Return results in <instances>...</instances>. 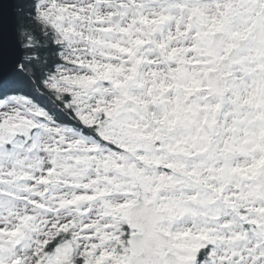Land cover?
<instances>
[{
	"label": "snow or ice",
	"instance_id": "obj_1",
	"mask_svg": "<svg viewBox=\"0 0 264 264\" xmlns=\"http://www.w3.org/2000/svg\"><path fill=\"white\" fill-rule=\"evenodd\" d=\"M17 12L0 264H264V0Z\"/></svg>",
	"mask_w": 264,
	"mask_h": 264
},
{
	"label": "water",
	"instance_id": "obj_2",
	"mask_svg": "<svg viewBox=\"0 0 264 264\" xmlns=\"http://www.w3.org/2000/svg\"><path fill=\"white\" fill-rule=\"evenodd\" d=\"M16 7V0H0V89L13 75V65L21 56Z\"/></svg>",
	"mask_w": 264,
	"mask_h": 264
},
{
	"label": "trees",
	"instance_id": "obj_3",
	"mask_svg": "<svg viewBox=\"0 0 264 264\" xmlns=\"http://www.w3.org/2000/svg\"><path fill=\"white\" fill-rule=\"evenodd\" d=\"M17 3V7L19 5V0H16ZM17 7H16V13H17V18H18V25L22 22V15L20 13L17 12ZM22 85L20 84L19 81H17L14 77V74L9 77L7 79V81L5 82V84L2 86V88L0 89V91H4V92H9L12 91L18 87H21ZM42 103H46L45 101H41Z\"/></svg>",
	"mask_w": 264,
	"mask_h": 264
}]
</instances>
